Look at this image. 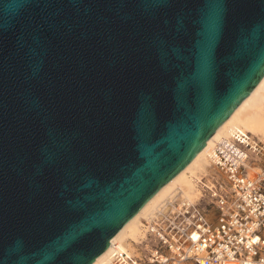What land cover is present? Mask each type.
Segmentation results:
<instances>
[{"label": "water", "instance_id": "95a60500", "mask_svg": "<svg viewBox=\"0 0 264 264\" xmlns=\"http://www.w3.org/2000/svg\"><path fill=\"white\" fill-rule=\"evenodd\" d=\"M264 78V0H0V264H93Z\"/></svg>", "mask_w": 264, "mask_h": 264}, {"label": "built area", "instance_id": "2783aa9c", "mask_svg": "<svg viewBox=\"0 0 264 264\" xmlns=\"http://www.w3.org/2000/svg\"><path fill=\"white\" fill-rule=\"evenodd\" d=\"M262 146L264 137L253 138L251 133L217 141L212 163L221 178L209 189L215 222L199 201L175 197L166 202L146 221L152 239L149 264H264V171L258 178L247 174L251 152L264 161ZM137 261L120 251L113 264Z\"/></svg>", "mask_w": 264, "mask_h": 264}, {"label": "bare ground", "instance_id": "6f19581e", "mask_svg": "<svg viewBox=\"0 0 264 264\" xmlns=\"http://www.w3.org/2000/svg\"><path fill=\"white\" fill-rule=\"evenodd\" d=\"M237 133H251L253 138L257 137L258 139L264 137V78H262L253 92L245 98L233 114L219 127L190 164L168 182L126 224L113 239L107 250L93 264H113L115 255L120 251L126 253L127 257L135 258L138 246L143 243L148 233V225L142 221V218L149 221L165 206L166 202L175 197L195 202L201 199L205 188L214 189L211 184L213 182L212 178H221V173L218 172V169L212 163L213 148L217 141L229 139ZM255 147L256 144L252 143V148L254 149ZM256 148L258 149V147ZM261 151L264 155V146H262ZM260 166L258 161L249 164L247 169L248 176L251 178L261 177L264 168ZM211 220L215 222L213 218ZM175 263L177 262L172 264Z\"/></svg>", "mask_w": 264, "mask_h": 264}, {"label": "rangeland", "instance_id": "374dc122", "mask_svg": "<svg viewBox=\"0 0 264 264\" xmlns=\"http://www.w3.org/2000/svg\"><path fill=\"white\" fill-rule=\"evenodd\" d=\"M251 155H252L251 164L255 163V161H258L259 164L261 165L260 167L264 168V161L258 160L253 152H251ZM216 179H217V177H213L212 178L213 182L211 184L213 185L214 188L216 187V184H215L216 183ZM204 180H206V178H204ZM210 193H211L210 190L208 188H205L203 190V196L201 197L199 202L202 205L206 206L207 216L210 219H212V218L215 217L216 208L214 206V203L212 204L213 200H212V197H211ZM142 221L144 223H146V219L145 218H142ZM151 245H152V239H151L150 235L147 233V237L144 239L143 243L138 246L140 249L137 248L136 257L141 260V262L137 261V264H140V263L141 264H149L148 263V256H149V250H150Z\"/></svg>", "mask_w": 264, "mask_h": 264}]
</instances>
